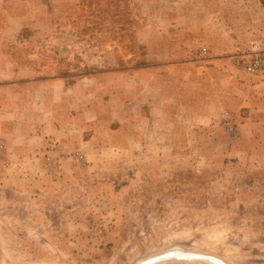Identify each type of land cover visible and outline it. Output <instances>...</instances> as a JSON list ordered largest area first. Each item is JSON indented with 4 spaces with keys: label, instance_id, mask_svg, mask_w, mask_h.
<instances>
[{
    "label": "rangeland",
    "instance_id": "374dc122",
    "mask_svg": "<svg viewBox=\"0 0 264 264\" xmlns=\"http://www.w3.org/2000/svg\"><path fill=\"white\" fill-rule=\"evenodd\" d=\"M227 44L261 70L264 0H0V264H264V139L225 79L199 120L158 66Z\"/></svg>",
    "mask_w": 264,
    "mask_h": 264
},
{
    "label": "crops",
    "instance_id": "0c3cea01",
    "mask_svg": "<svg viewBox=\"0 0 264 264\" xmlns=\"http://www.w3.org/2000/svg\"><path fill=\"white\" fill-rule=\"evenodd\" d=\"M233 48V44H227L223 46L219 54L211 56L209 59L210 64L206 66V73L204 75H200L195 64L187 59L158 63V66L167 70L169 73L168 78H171L172 81H175L172 73L176 71L173 74L175 76L179 75L176 78V81L179 84L185 86H190L192 84L199 85V89L195 92H190L188 86L187 90L183 89L182 92L178 94L183 100L181 101L180 106H183L184 110L187 109L185 107L192 106L196 116L194 118L199 120L203 119L208 106L209 74H216L217 81L220 78L223 80L225 79V85H227L225 86L227 87L226 91L225 93H222L220 97L216 94L215 97L217 98V102L219 98H221L223 107L230 108L234 111L239 110L240 113H242V130L245 129L247 124H250L254 130L249 129V134H251L254 143H257L259 139H264V131H262V128H264V66H262L257 74L249 76L245 80H241L239 74L240 71L231 63V56H234V53L232 52L234 51ZM147 69L150 68H143L142 70L149 71ZM151 72L156 75V68L153 67ZM10 85L11 84H8V86ZM59 89L62 90V88ZM238 90L243 91L241 96L235 94V91ZM168 97L167 95H159V101H154L152 105L154 108H161L159 109V113L163 116H170V114H172L169 110V106L171 105L168 102ZM48 98L49 102H51V94H49ZM175 109L177 108L173 107V110ZM47 125H49V127L55 132H57L59 128H62L59 124H55L53 121H50ZM83 125L86 126L85 123ZM121 128L122 124H120L118 129ZM45 137L46 136L43 132V141L45 140Z\"/></svg>",
    "mask_w": 264,
    "mask_h": 264
},
{
    "label": "bare ground",
    "instance_id": "6f19581e",
    "mask_svg": "<svg viewBox=\"0 0 264 264\" xmlns=\"http://www.w3.org/2000/svg\"><path fill=\"white\" fill-rule=\"evenodd\" d=\"M169 246V245H168ZM175 247V246H173ZM165 248V247H164ZM178 248V247H177ZM180 249V248H178ZM178 249L175 248H170L162 253L156 254V255H151L149 257H145L141 260H139L136 264H155L159 261H165V260H178L181 259L182 257H184L186 254H184L181 249L180 251ZM190 249V248H189ZM195 251V250H194ZM155 252V251H154ZM189 252V251H188ZM152 253V252H150ZM148 253V254H150ZM148 256V255H147ZM204 256V255H202ZM186 257V256H185ZM206 258H210V259H204V258H199L196 261L198 262H205V263H209V264H226V262H224L221 258L217 257V256H210V254L205 255ZM213 260V261H212ZM162 263V262H161ZM171 263V262H170ZM167 264V263H166ZM181 264V263H180ZM183 264V263H182ZM228 264V263H227Z\"/></svg>",
    "mask_w": 264,
    "mask_h": 264
},
{
    "label": "built area",
    "instance_id": "2783aa9c",
    "mask_svg": "<svg viewBox=\"0 0 264 264\" xmlns=\"http://www.w3.org/2000/svg\"><path fill=\"white\" fill-rule=\"evenodd\" d=\"M257 66V60H254L252 65L248 67L249 70H254ZM230 130L232 129L231 127L229 128Z\"/></svg>",
    "mask_w": 264,
    "mask_h": 264
},
{
    "label": "water",
    "instance_id": "95a60500",
    "mask_svg": "<svg viewBox=\"0 0 264 264\" xmlns=\"http://www.w3.org/2000/svg\"><path fill=\"white\" fill-rule=\"evenodd\" d=\"M210 256H213V255H210Z\"/></svg>",
    "mask_w": 264,
    "mask_h": 264
}]
</instances>
